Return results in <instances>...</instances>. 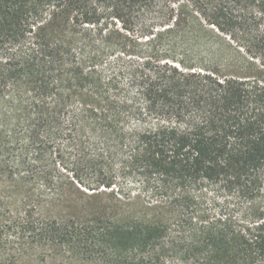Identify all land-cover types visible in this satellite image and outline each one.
I'll use <instances>...</instances> for the list:
<instances>
[{
    "label": "trees",
    "instance_id": "1",
    "mask_svg": "<svg viewBox=\"0 0 264 264\" xmlns=\"http://www.w3.org/2000/svg\"><path fill=\"white\" fill-rule=\"evenodd\" d=\"M0 264H264V0H0Z\"/></svg>",
    "mask_w": 264,
    "mask_h": 264
}]
</instances>
